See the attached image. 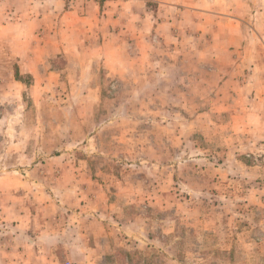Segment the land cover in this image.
<instances>
[{
	"label": "rangeland",
	"instance_id": "obj_1",
	"mask_svg": "<svg viewBox=\"0 0 264 264\" xmlns=\"http://www.w3.org/2000/svg\"><path fill=\"white\" fill-rule=\"evenodd\" d=\"M75 4L0 0V264H264V96L222 88L230 48L264 33L183 13L122 31L115 12L22 75L12 16L55 32Z\"/></svg>",
	"mask_w": 264,
	"mask_h": 264
},
{
	"label": "crops",
	"instance_id": "obj_2",
	"mask_svg": "<svg viewBox=\"0 0 264 264\" xmlns=\"http://www.w3.org/2000/svg\"><path fill=\"white\" fill-rule=\"evenodd\" d=\"M75 6L64 13L61 17L62 28L51 35L52 40L48 42L49 33L43 25L49 17L53 15L38 14L35 19L29 17L26 12L22 16H12V59L18 67H20L22 75L31 73L32 65H43L47 62L49 53L57 56H65L71 49L70 38H62L65 31H72L76 33L73 39V49H81L82 46L87 45L98 27V23L102 18L108 16L114 17L115 12L119 13L117 23L123 31L122 18H126L127 24H131L137 30L142 31L143 28L155 26L175 25V17L179 13L188 16L201 17L205 16L210 19L229 18L232 20H240L242 24L233 25L238 29L237 33H264V22L250 26L240 18L247 15L251 16L256 12V6L253 4L256 0H242V6L239 9L235 6L237 0H106L111 7L107 12L101 13L102 0H75ZM154 1L158 3L155 11H147V2ZM244 2V3H243ZM81 3H86L85 9L81 10ZM114 7V8H112ZM264 17V12L258 14ZM258 15H255L259 17ZM173 20V21H172ZM38 26V28L36 26ZM250 29V30H249ZM247 30V31H246ZM201 31H206L201 28ZM41 37H36L37 35ZM47 35V36H46ZM61 35V38L59 37ZM46 36V37H45ZM68 36L70 34L68 33ZM35 37V38H34ZM51 43V44H49ZM234 44V43H232ZM120 47L115 46V49ZM241 49V51H237ZM236 50V51H232ZM230 53L233 58H237L232 62V68L229 77L222 79L225 89L241 90L246 89L250 94L255 96L262 93L264 96V43L256 40H247L241 44H237L235 48H230ZM83 55V54H81ZM243 55V58H241ZM95 59V58H94ZM109 61V60H108ZM106 62V61H105ZM108 63V62H106ZM248 71V72H246ZM243 75V77H241ZM25 78V77H24ZM264 128V123L260 124ZM105 230L109 226L108 222L102 221L100 223ZM107 231V230H106Z\"/></svg>",
	"mask_w": 264,
	"mask_h": 264
}]
</instances>
